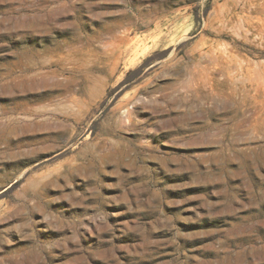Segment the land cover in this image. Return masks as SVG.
<instances>
[{
    "label": "rangeland",
    "instance_id": "374dc122",
    "mask_svg": "<svg viewBox=\"0 0 264 264\" xmlns=\"http://www.w3.org/2000/svg\"><path fill=\"white\" fill-rule=\"evenodd\" d=\"M0 264H264V0H0Z\"/></svg>",
    "mask_w": 264,
    "mask_h": 264
}]
</instances>
